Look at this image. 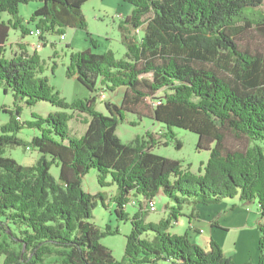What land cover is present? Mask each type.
Returning <instances> with one entry per match:
<instances>
[{
    "label": "trees",
    "instance_id": "1",
    "mask_svg": "<svg viewBox=\"0 0 264 264\" xmlns=\"http://www.w3.org/2000/svg\"><path fill=\"white\" fill-rule=\"evenodd\" d=\"M30 1L0 0V17L12 15L0 18V87L13 92L15 104L3 108L11 116L0 127V264H238L216 240L210 238L205 250L188 231L181 235L171 228L185 203L193 205L192 221L197 206L224 198L257 202L264 219V51L240 42L248 30L264 35V0H123L134 5L120 25L126 52L117 58L111 51H72L67 76L93 93L72 102L49 83L37 51L21 44V51L5 54L12 28L30 33L18 14L19 5ZM36 1L42 3L30 19L42 30L41 40L47 32L65 35L68 27L91 38L83 12L89 0ZM129 27L142 29L143 37L131 36ZM119 88V103L106 99L107 113L98 110V92ZM40 101L60 110L21 121L20 103ZM78 113L87 125L79 138L69 130ZM127 113L136 117L130 124L149 119L161 126L160 133L147 130L124 142L116 130ZM23 127L38 134L25 140L19 136ZM174 127L195 132L196 149L210 151L203 172L154 153L160 137L165 145H183ZM229 137L245 143L232 145ZM15 145L41 156L33 165L21 164L6 154ZM91 168L102 186H117L110 198L116 220L131 223L122 260L101 241L119 233L118 226L92 222L93 209L99 200L106 205L108 195L84 189ZM161 194L174 204L164 205L165 217L147 221L148 205ZM129 204L138 207L132 215ZM257 227L258 261L242 264H264V222Z\"/></svg>",
    "mask_w": 264,
    "mask_h": 264
},
{
    "label": "rangeland",
    "instance_id": "2",
    "mask_svg": "<svg viewBox=\"0 0 264 264\" xmlns=\"http://www.w3.org/2000/svg\"><path fill=\"white\" fill-rule=\"evenodd\" d=\"M40 1L32 0L27 4L19 5V15L23 20V24L29 29L37 28L36 21L31 20V16L35 9L41 6ZM133 6L128 1L123 0H89L83 5V12L86 16L87 30L91 34L89 38L87 31L81 30V28L68 27L64 28V38L60 37V34L47 32L45 34L46 41L39 39L35 35L25 34L22 35L20 28H12L9 33L8 47L6 48V56H12L15 50L21 51V44H24L30 53L37 51L41 59L44 60L45 74L49 77V83L56 87L61 96L68 102L74 101L76 98H83L93 94L85 86H83L76 77H68L66 73V67L70 61L71 52L83 51L91 48L93 52L102 54L108 51L117 57L121 58L126 52V47L123 43L124 31L120 27L122 20L132 13ZM264 8V3L262 5ZM1 19L7 21L12 18L9 13H1ZM131 36L136 39L143 37L144 31L135 30L129 27ZM240 42L248 45L251 49L258 51H264V35L254 31L248 30L241 34ZM94 41L92 43L91 41ZM43 43L41 47L34 48L33 44L38 42ZM57 63L54 72H52V65ZM100 92V91H99ZM98 92L97 97V109L103 113H107L104 100L112 98V100L118 103L123 97V88H119L114 92L106 90L108 97L105 99L100 98ZM159 95H163L160 92ZM20 117L22 120L33 119V114L47 115L53 114L59 111L60 108L53 106L48 101H40L35 105H28L25 102L20 103ZM15 109L13 92L9 90L5 92L3 87H0V127L6 124L10 120V113L3 111V108ZM15 113V111H14ZM136 119L132 113L126 114V121L119 124L117 127V133L123 139L124 142L131 141L137 134L142 135L147 130L152 131L158 135L160 133L161 126L152 123L149 119H144L139 124L132 125L130 121ZM34 120V119H33ZM84 116L81 114H75L69 121V130L72 135L81 137L85 131L87 125L83 122ZM178 139L182 141L180 148L175 146V142H171L168 145L164 144L166 138L161 139L159 145L153 148L154 153L168 156L172 159H179L185 169L190 168L194 172L204 171V166L209 159V150H197L198 134L195 132L186 130L181 127H174ZM1 133V130H0ZM38 134V131L32 128L23 127L19 132V136L25 140H30L31 137ZM227 143L232 145L244 144V141H237L234 138L228 139ZM6 154L12 156L17 162L24 165H33L41 154L33 150L32 148H26L24 146H8L6 148ZM59 167H52V174L58 176ZM84 189L91 194H95L99 191H106L108 195L107 204L99 200V203L93 209L92 222L101 228L110 224L113 228L118 226L120 232L113 235L104 236L102 243L105 246L111 248L114 256L117 259L122 260L126 245V235L131 231L130 221L116 220L114 212V203L110 198L114 195L117 186L111 185L109 187L102 186L98 181V170L92 169L86 173L83 177ZM156 203V210L147 208L148 214L146 216L147 221H158L168 214L164 205L174 202L167 198V196L161 194L154 198ZM233 205L236 208L231 209ZM191 203H185L181 209L178 221H176L171 228L172 233L183 235L186 231L197 238L202 239H214L216 240L225 251L227 256H231L232 259L242 264L246 261H252L256 263L258 261V255L260 254L259 243L260 232L257 224L264 222L258 212V204L254 202L252 204H243L238 198H224L218 204H211L201 209L199 215L194 216L191 221L189 214L192 208ZM137 206L127 205V211L132 215ZM191 224V225H190ZM211 224V225H210ZM209 243V241H208Z\"/></svg>",
    "mask_w": 264,
    "mask_h": 264
},
{
    "label": "built area",
    "instance_id": "3",
    "mask_svg": "<svg viewBox=\"0 0 264 264\" xmlns=\"http://www.w3.org/2000/svg\"><path fill=\"white\" fill-rule=\"evenodd\" d=\"M138 31V30H137ZM30 34H32V35H35L36 37H38L39 39H41L40 38V36H41V34H43V32H42V30L41 29H39V28H31V30H30ZM60 37L61 38H64V35H60ZM42 44L43 43H41L40 41L38 42V43H36V44H33V46H34V48H36V47H41L42 46ZM100 98H102V99H105L106 97H108V94H107V92H106V90H101L100 91ZM28 148H29V146H28ZM155 205L156 204H150V205H148V208L149 209H152L153 211H155L156 210V207H155Z\"/></svg>",
    "mask_w": 264,
    "mask_h": 264
},
{
    "label": "crops",
    "instance_id": "4",
    "mask_svg": "<svg viewBox=\"0 0 264 264\" xmlns=\"http://www.w3.org/2000/svg\"><path fill=\"white\" fill-rule=\"evenodd\" d=\"M15 51H17V50H15ZM14 51V52H15ZM110 101H112V102H114L113 100H112V98H110ZM116 103V102H115ZM119 103V102H118ZM203 207H205V206H197V209H198V211H200V218H201V209L203 208ZM193 221V220H192ZM189 223H191V221L189 222ZM191 225V224H190ZM211 225V224H210ZM190 234V233H189ZM190 238H191V240L192 241H194V242H196L198 245H200L202 248H204L205 250H208L209 249V243H208V239L206 240V239H202V240H198L197 238H194V236L192 235V234H190Z\"/></svg>",
    "mask_w": 264,
    "mask_h": 264
},
{
    "label": "bare ground",
    "instance_id": "5",
    "mask_svg": "<svg viewBox=\"0 0 264 264\" xmlns=\"http://www.w3.org/2000/svg\"><path fill=\"white\" fill-rule=\"evenodd\" d=\"M153 205V204H152Z\"/></svg>",
    "mask_w": 264,
    "mask_h": 264
}]
</instances>
